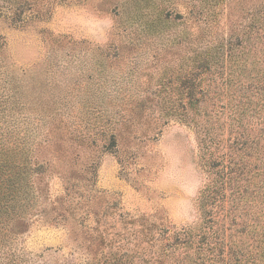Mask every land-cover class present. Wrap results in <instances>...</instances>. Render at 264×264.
<instances>
[{
	"label": "rangeland",
	"instance_id": "374dc122",
	"mask_svg": "<svg viewBox=\"0 0 264 264\" xmlns=\"http://www.w3.org/2000/svg\"><path fill=\"white\" fill-rule=\"evenodd\" d=\"M24 18L16 26L0 17V95L16 94L26 103L19 116L40 118L18 127L24 147L48 164L41 207L16 237L29 257L152 264L150 235L199 222L197 198L213 171L195 129L171 104L179 102L174 85L186 59L209 42L220 53L211 96L225 103L218 106L223 136L233 140L243 130L248 139L245 150L228 147L224 211L242 225L258 216L262 225L264 0H36ZM223 40L230 43L222 65ZM224 79L231 84L225 93ZM51 113L75 123L72 135L79 120L90 133L112 132L115 146L65 139L36 150Z\"/></svg>",
	"mask_w": 264,
	"mask_h": 264
},
{
	"label": "trees",
	"instance_id": "16d2710c",
	"mask_svg": "<svg viewBox=\"0 0 264 264\" xmlns=\"http://www.w3.org/2000/svg\"><path fill=\"white\" fill-rule=\"evenodd\" d=\"M35 4L36 0H0V17L5 16L13 25H20ZM1 40L0 65L4 48ZM226 43L230 42L220 43L222 65L228 58ZM215 49L210 42L202 47L194 46L193 56L185 61L187 69L174 85L180 96L179 102L171 104L178 107L177 118L195 129L199 146L207 153L208 168L213 171V176L199 192L197 208L200 220L197 224L165 236L160 233L150 235L147 244L152 264H264V222L261 225L257 221L259 217L254 215L248 225H242L224 211V205L228 203L224 186L228 183L231 164L228 147L232 142L240 143L239 150H245L243 145L247 144L248 139L243 130L238 131L233 140L229 132V137L223 136L227 121L218 106L221 104L219 109H223L225 103L211 96L218 85L212 80L216 76L217 56L220 54ZM222 83L225 88L221 87V91L225 93L231 85L230 80L224 79ZM21 102L16 94L6 98L0 95V264H43L39 262L40 257H29L16 244V237L26 231L28 220L41 207L42 191L39 186L48 165L38 160L34 148L29 150L22 144L24 131L18 128L19 125H28L40 118L19 116L22 114L20 110L26 106ZM67 103L61 104L67 106ZM130 107L131 104L125 109ZM133 108L141 109L142 106L133 105ZM11 109L16 111L8 113L7 110ZM44 120H48L50 127L42 137L43 142L36 145V150L65 139L75 140L80 145H96L99 141L108 150L115 146L112 132L97 130L90 133L80 123L82 120L77 121L80 129H74L79 135L69 132L75 123L71 125L69 119L57 113L48 114ZM239 122L243 128L242 119ZM219 149L223 152L215 157V151ZM228 217H231L233 224L231 228L227 226Z\"/></svg>",
	"mask_w": 264,
	"mask_h": 264
}]
</instances>
